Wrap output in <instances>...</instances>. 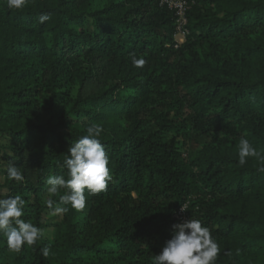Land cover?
I'll use <instances>...</instances> for the list:
<instances>
[{"label":"trees","instance_id":"obj_1","mask_svg":"<svg viewBox=\"0 0 264 264\" xmlns=\"http://www.w3.org/2000/svg\"><path fill=\"white\" fill-rule=\"evenodd\" d=\"M185 1L178 44L161 0H0V198L20 194L22 218L45 230L66 207L46 180L67 178L60 165L93 122L112 176L84 210L67 206L53 242L17 253L0 235V264H153L185 204L219 244L216 264H264V160L238 157L241 138L264 156V0ZM10 160L23 183L7 179Z\"/></svg>","mask_w":264,"mask_h":264},{"label":"clouds","instance_id":"obj_2","mask_svg":"<svg viewBox=\"0 0 264 264\" xmlns=\"http://www.w3.org/2000/svg\"><path fill=\"white\" fill-rule=\"evenodd\" d=\"M26 3L27 0H7L9 9H22ZM48 19V15H40L39 22L44 23ZM131 60L136 68H143L147 62L135 55ZM103 131L101 124L91 123L86 134L71 144L69 154L60 165L67 169V178L64 175L48 176V196L59 195V202L66 206L58 211L67 212V206L82 211L86 207V190L94 195L107 189L112 176L109 169L110 158L101 142ZM238 157L241 166L247 163L249 157L264 160V156L257 152L247 138L239 141ZM6 171L9 181L17 184L24 182V174L13 160L8 162ZM62 189L63 194H60ZM54 203L51 198L46 200L48 207H52ZM25 207L26 201L20 194L0 198V235L6 237L10 252H21L25 245L34 246L44 236L42 228L22 218L25 216ZM185 210L186 206L182 205L181 211ZM40 251L44 257H48L51 250L45 246ZM219 254V244L210 229L200 219L191 217L172 226L171 239L166 242L162 252L153 257V264H216Z\"/></svg>","mask_w":264,"mask_h":264},{"label":"built area","instance_id":"obj_3","mask_svg":"<svg viewBox=\"0 0 264 264\" xmlns=\"http://www.w3.org/2000/svg\"><path fill=\"white\" fill-rule=\"evenodd\" d=\"M161 5L167 7L170 11L176 14V29H177V42L182 44L189 34L187 13L190 10V6L185 0H161ZM186 210L181 211V208L176 212L174 218L177 223L190 219L188 214V204H185Z\"/></svg>","mask_w":264,"mask_h":264},{"label":"rangeland","instance_id":"obj_4","mask_svg":"<svg viewBox=\"0 0 264 264\" xmlns=\"http://www.w3.org/2000/svg\"><path fill=\"white\" fill-rule=\"evenodd\" d=\"M39 124H45L49 118V116L45 113L39 114ZM3 144L2 142H0ZM4 182V179L0 177V184ZM62 218V211H58V209L52 210L51 212H48L44 216V224H45V230H44V236L42 238L43 241L53 242V235H54V229L53 224L58 222Z\"/></svg>","mask_w":264,"mask_h":264}]
</instances>
